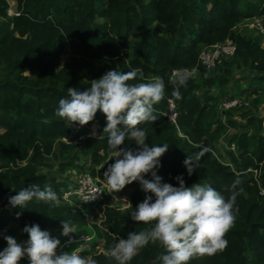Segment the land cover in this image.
<instances>
[{
	"label": "trees",
	"instance_id": "obj_1",
	"mask_svg": "<svg viewBox=\"0 0 264 264\" xmlns=\"http://www.w3.org/2000/svg\"><path fill=\"white\" fill-rule=\"evenodd\" d=\"M15 1L18 15L9 16L7 1L0 0V72L5 74L0 81V196L7 190L16 194L31 184L41 188L49 184L60 197L65 182L51 180L48 173L40 172L42 167L64 173L71 168L84 169L88 162H105L103 175L106 164L115 158L103 132L106 117L98 111L88 125L69 126L56 115L59 100L68 97V87L83 91L91 80L109 70L142 69L143 80L129 83L161 77L166 85L164 99L154 106L158 120L139 125L147 131L150 145L169 144L157 172L162 182L178 186L175 177L183 175L186 186L209 183L227 198L232 182L237 177L241 181L236 220L225 236L227 247L213 255L197 256L190 264H264V107L263 114L240 115L242 121L221 120L215 111L216 97L208 89L224 88L229 83L227 78L204 80L207 91L202 94L191 78L180 87L179 100L172 96L173 85L169 83L170 75L181 68L205 74L207 70L198 62L199 46L230 39L236 51L229 61L243 62L259 75L253 79L252 88L239 92L251 91L257 96L264 88V48L236 34L235 28L255 18L262 20L264 28V0ZM60 55L68 61L57 69L55 60ZM100 61H104L103 68L97 66ZM27 72L31 76L25 75ZM169 100L177 110L175 123L166 117ZM95 124L97 135L92 136ZM229 129L236 133L226 151L216 152L214 139ZM126 145L137 147L133 141H126ZM205 148L209 151L188 176L183 161ZM81 159L82 164L78 163ZM145 178L151 179V175ZM116 193L128 198L130 206L123 211L103 204L100 222L105 231L99 234L104 249L90 255L98 264H117L105 255L113 243L151 226L131 219V213L145 198L138 182ZM20 211L14 208L0 214V233L14 237L18 243L28 239L22 231L25 225L34 223L42 230L54 228L52 236L60 241L87 235L84 211L68 203L61 201L59 207H52L33 200L16 218ZM62 219L70 220L77 232L62 236ZM3 235L0 251L7 247ZM162 251L159 242H150L130 264H151Z\"/></svg>",
	"mask_w": 264,
	"mask_h": 264
},
{
	"label": "clouds",
	"instance_id": "obj_2",
	"mask_svg": "<svg viewBox=\"0 0 264 264\" xmlns=\"http://www.w3.org/2000/svg\"><path fill=\"white\" fill-rule=\"evenodd\" d=\"M194 70L178 69L169 78L173 85L172 96L181 99L180 87L186 86ZM143 80L142 69L129 72L109 70L98 79L90 81V86L83 91L68 87V97L59 100L56 115L71 125L81 127L95 120L97 112L106 117L103 132L107 134L110 152L115 154L114 162L107 163L103 176L111 190L120 191L126 185L138 182L145 198L140 202L131 219L137 224L151 225L140 231L130 232L127 238H119L105 255L117 264H130L135 256L150 242L162 246L151 264H190V261L202 255H213L223 251L228 244L226 233L234 226L237 191L241 181L237 177L229 186L230 195L226 198L209 183H193L186 186L183 175H177L178 186L162 182L157 174L161 157L168 151L169 144L150 145L147 143V131L139 125L158 120L155 105L165 97L164 79L155 77L148 82L129 83L136 79ZM91 135L95 136V130ZM126 141H133L135 148L127 146ZM189 156L183 166L191 176L199 166L204 152ZM151 175V179L145 177ZM42 201L52 207H59L60 197L52 186L31 184L22 188L15 195H10L8 203L12 208L21 209L16 218L22 215L27 205ZM61 235L69 237L73 233L70 220L62 219ZM28 239L18 243L10 235H3L7 247L0 251V264H20L27 258L29 264H98L90 256H82L75 250L70 252L57 249L60 239L53 237L38 224L25 225L22 230ZM72 243L70 239L68 241Z\"/></svg>",
	"mask_w": 264,
	"mask_h": 264
},
{
	"label": "rangeland",
	"instance_id": "obj_3",
	"mask_svg": "<svg viewBox=\"0 0 264 264\" xmlns=\"http://www.w3.org/2000/svg\"><path fill=\"white\" fill-rule=\"evenodd\" d=\"M8 7H7V14L9 16H14V14L18 13L16 1L15 0H6ZM261 19L255 18L252 20H245L240 22L236 28L235 33L238 35L243 36L244 38L251 39L253 42L260 45L262 48H264V32L263 30H260L259 26H261ZM123 54V53H121ZM68 59L64 55H60L56 58V68L60 69L61 66L67 62ZM97 66L99 68L104 67V61H100L97 63ZM206 71V70H205ZM25 75L31 76L30 72H27ZM256 76H259L255 72H253L247 65H245L243 62H238L236 60H231L226 63H223L222 65H218L212 70H207L205 74H200L198 71L194 70L192 79L196 84L199 85V93L202 94L206 90V88H203L204 83L203 81L206 79H212V78H227L229 83L222 89L219 90H213L211 87L210 95L216 97V103H215V111L217 114V117L221 118L223 120V117L228 118H234L236 121H240L241 117L240 115L245 114L247 112L254 114L255 116L263 114L262 110L264 107V88L259 92L257 96L252 95V92L249 91V93L241 94L239 92L240 89L249 90L254 86L253 79L256 78ZM5 78V74L0 72V81ZM250 84L251 87H248ZM239 98L241 100V106L233 111L230 112H220L219 105L222 101L228 98ZM256 100V102H255ZM242 121V120H241ZM94 130L97 135L98 125H94ZM93 130H91L92 133ZM236 131L235 129H229L225 132H222L216 136L214 139V148L216 152L223 153L226 151L229 140L235 135ZM95 135V136H96ZM93 136V135H92ZM226 159V157H225ZM224 159V160H225ZM78 163H84V161L81 159ZM105 162L99 164V165H93L92 163L88 162L85 165L84 169H78V168H71L67 169L64 173H60L55 168L47 169L45 167L40 168L41 173H48L50 175V179L58 182H62L65 179H71L75 174H79L81 172H84L86 170H91L92 173H95L96 169H99V171H102L103 165ZM56 179V180H55ZM65 182V181H64ZM66 184V183H65ZM107 203L110 207H118L122 209L123 211L130 206V201L128 198H120L116 191L108 190L107 196L103 203ZM102 203V204H103ZM101 204V205H102ZM97 204L95 207H89L87 205H84L83 209L85 213L88 214V221H89V227L87 228L88 231L94 230L97 241H94L95 247L98 248L97 251L104 249V240L100 236L99 233H104V229L101 226V208L102 206ZM92 233V232H91ZM99 238V239H98Z\"/></svg>",
	"mask_w": 264,
	"mask_h": 264
},
{
	"label": "built area",
	"instance_id": "obj_4",
	"mask_svg": "<svg viewBox=\"0 0 264 264\" xmlns=\"http://www.w3.org/2000/svg\"><path fill=\"white\" fill-rule=\"evenodd\" d=\"M14 15H18V13ZM259 28L264 32L263 23L261 26H259ZM235 51L236 45L230 39H227L218 45H200L198 50V62L206 70H212L216 66H220L224 62L233 58ZM240 106L241 100L239 98L233 97L222 101L219 105V110L220 112L226 113L236 110ZM166 117L172 123H175L177 110L172 100H169ZM231 146V148L234 147L233 145ZM65 183L66 187L62 189L60 195L61 201L68 203L73 209L82 211H84V205H87L90 208L95 207L97 204L101 205L107 196V191L111 190L108 183L103 178L102 171H99V169H96L95 173H92L91 170H86L76 174L73 178L69 179V181ZM261 193L264 195V190H262ZM10 195H15V192L13 190H7L0 196V214L10 212L14 209L8 203V198ZM85 215L88 217L87 213H85ZM92 237L93 235H81L70 238L73 241L72 243L68 242L70 239L61 241V246L57 249V252H70L75 250L82 256H90L85 251L86 248L91 245ZM20 264H29V262L28 260L24 259L20 262Z\"/></svg>",
	"mask_w": 264,
	"mask_h": 264
},
{
	"label": "crops",
	"instance_id": "obj_5",
	"mask_svg": "<svg viewBox=\"0 0 264 264\" xmlns=\"http://www.w3.org/2000/svg\"><path fill=\"white\" fill-rule=\"evenodd\" d=\"M75 175H76V174H75ZM75 175H74V176H75ZM74 176H73V177H74ZM64 181H65V182H68L69 179H65ZM86 218H87V225L84 227V229L86 230L87 235H93V237H92V239H91V241H92V242H91V245H89V246L86 248V251H85V252H86L87 254L91 255L92 253H95V252H97V250H98V248L95 247V243L93 244L94 241H97V237H96V234H95L94 230L88 231L87 228H88L90 225H89L88 217H86ZM45 230L49 231V232L51 233V235H52V234L54 233V231H55L54 228H52V227H50V226H49V227H46ZM73 231H74V232H77V229H76V228H73ZM91 232H92V233H91ZM82 236H83V235H82ZM98 239H99V238H98ZM26 240H27V239H26ZM26 240H23V241H21V242H24V241H26ZM21 242H20V243H21ZM58 254H59V253H58ZM25 259L27 260V258H25Z\"/></svg>",
	"mask_w": 264,
	"mask_h": 264
}]
</instances>
